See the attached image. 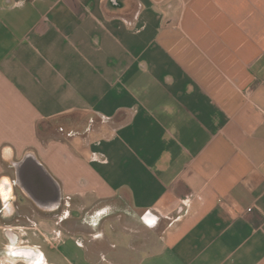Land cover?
<instances>
[{
	"label": "crops",
	"instance_id": "1",
	"mask_svg": "<svg viewBox=\"0 0 264 264\" xmlns=\"http://www.w3.org/2000/svg\"><path fill=\"white\" fill-rule=\"evenodd\" d=\"M3 206L5 264H264V0H0Z\"/></svg>",
	"mask_w": 264,
	"mask_h": 264
},
{
	"label": "water",
	"instance_id": "2",
	"mask_svg": "<svg viewBox=\"0 0 264 264\" xmlns=\"http://www.w3.org/2000/svg\"><path fill=\"white\" fill-rule=\"evenodd\" d=\"M36 164V167H37V169L36 170H38V172L43 176H46V178L48 177V179L50 178V175L47 173V171H45L44 170V168L38 163V162H36L35 163ZM19 177H20V175H19ZM34 195V194H33ZM35 196V198H39V196L37 195V194H35L34 195ZM56 199H57V201H56V206L57 207H59L60 205H61V202H62V198H61V195H60V192H58L57 191V193H56ZM39 200V199H38Z\"/></svg>",
	"mask_w": 264,
	"mask_h": 264
},
{
	"label": "flooded vegetation",
	"instance_id": "3",
	"mask_svg": "<svg viewBox=\"0 0 264 264\" xmlns=\"http://www.w3.org/2000/svg\"><path fill=\"white\" fill-rule=\"evenodd\" d=\"M25 165V164H24ZM23 164L21 165V164H19V165H17V168H18V170H19V168L23 171V172H26V176L28 177L29 176V170H30V167L28 166V165H26V166H24ZM16 168V169H17ZM16 180V181H15ZM14 180V182L15 183H17L18 182V180L17 179H15ZM3 192H5V191H3ZM7 194V193H6ZM11 194H12V192H11ZM14 196V195H13ZM7 201H9V200H7ZM6 201V202H7ZM3 208H4V206H3Z\"/></svg>",
	"mask_w": 264,
	"mask_h": 264
},
{
	"label": "rangeland",
	"instance_id": "4",
	"mask_svg": "<svg viewBox=\"0 0 264 264\" xmlns=\"http://www.w3.org/2000/svg\"><path fill=\"white\" fill-rule=\"evenodd\" d=\"M15 170H16V168H15ZM28 204L31 205L30 207H32V208L35 207L32 203H29V202H28ZM25 208H26V212H28L27 209H29V207H25ZM23 209H24V208L21 207V208L19 209L18 213L20 214L21 212H23ZM2 212H4V209H3V207H0V219H2L3 216H4V215L2 214Z\"/></svg>",
	"mask_w": 264,
	"mask_h": 264
},
{
	"label": "clouds",
	"instance_id": "5",
	"mask_svg": "<svg viewBox=\"0 0 264 264\" xmlns=\"http://www.w3.org/2000/svg\"><path fill=\"white\" fill-rule=\"evenodd\" d=\"M8 255L9 256H13V255H16V254L12 253V252H9ZM0 264H5V262L4 261H0ZM33 264H41V262L40 261H35V262H33Z\"/></svg>",
	"mask_w": 264,
	"mask_h": 264
},
{
	"label": "built area",
	"instance_id": "6",
	"mask_svg": "<svg viewBox=\"0 0 264 264\" xmlns=\"http://www.w3.org/2000/svg\"><path fill=\"white\" fill-rule=\"evenodd\" d=\"M250 211H251V210H250ZM57 241H59V242H60V241H61V239H58Z\"/></svg>",
	"mask_w": 264,
	"mask_h": 264
}]
</instances>
